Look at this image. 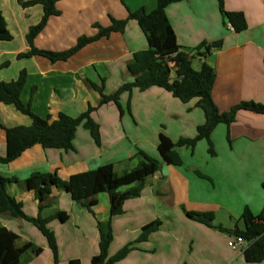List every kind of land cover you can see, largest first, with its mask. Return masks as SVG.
<instances>
[{
	"label": "crops",
	"instance_id": "0c3cea01",
	"mask_svg": "<svg viewBox=\"0 0 264 264\" xmlns=\"http://www.w3.org/2000/svg\"><path fill=\"white\" fill-rule=\"evenodd\" d=\"M18 1L0 0L7 28L13 36L10 41L0 40V81L15 79L19 71L25 69L27 79L20 97L25 104L30 105L35 114L53 121L60 112L76 117L92 106L96 110L91 116L99 126V144L92 138L89 127L80 125L73 141V150L44 148L41 144H35L7 164L0 163L1 175L17 179L8 183L7 191L23 204V211L28 217L51 218L47 227L53 231L56 241H59L58 235L64 232L59 229L62 230V226L68 223L73 228V233H79L71 241L77 254L59 259L58 264H69L71 259H78L80 264H91L92 256L98 252V222L111 220L113 239L109 246L110 252L117 229L121 235H132L127 242L130 243L135 241L145 224L159 220L164 215L166 219L173 221L172 210L165 206L166 198L159 192L161 188H156L159 182L153 183L159 170L162 175L166 171L164 177H169V182L165 183L170 186L167 189H173L177 196L176 205L180 202L179 192L181 201L182 197L186 199V194L201 193L200 201L206 202L209 197L224 200L223 197L231 196L238 188H244L256 205L247 202L243 209L248 206L255 214L264 212V114L249 110L239 111L229 129L224 124L217 125L211 135L212 152L209 151L206 140L207 149L203 140L195 145L193 151L179 147L189 150L193 157L197 154V148L207 151V155L200 153L196 159L198 161L189 163L188 169L183 171H173L174 165L163 162L154 176L147 178L140 196L124 203V212L120 215L110 216L109 198L105 192L94 197L97 202L91 205L90 211L73 201L65 190L55 186L51 188L40 209L34 192L26 190L23 185V180L32 172L56 173L66 180L72 174L105 164H112L115 171L119 169L121 172L125 168L130 170L144 159L141 152L151 157L158 155L161 122L153 117L155 109L162 108L171 113L172 121L164 134L173 141L181 137H194L197 127L204 122V115L195 106L196 100L183 103L157 86L145 91L134 89L131 93H123L120 96L123 113L113 102L100 104L101 96L90 82L97 84L106 95L115 92L123 83L133 80L128 69L133 53L147 48L145 35L134 19L128 20L123 32H113L102 37L84 46L65 61L51 62L46 57L37 55L17 58L18 53L29 49L25 38L29 27L37 24L43 15L41 5L22 7ZM157 1L58 0L56 8L60 13L48 18L45 27L34 38V46L52 51L68 49L80 36L94 35L98 30L94 25L107 27L112 18L124 19L130 11L139 8L149 12L156 7ZM224 9L243 12L246 29L236 32L225 22L218 0H181L169 4L166 14L180 50L189 54L193 68L199 70L206 63L215 70L216 79L211 96L220 111H227L242 101L264 104V0H224ZM5 15H9V18ZM217 40L222 41L218 48L206 51L202 46L204 42ZM5 62L8 64L2 67ZM109 111L113 114L109 115ZM128 112L129 116L126 115ZM194 112L196 116L192 117ZM31 123L32 119L20 112L14 104L0 102V156L6 154V131L3 127L29 126ZM219 140L223 142L218 146ZM179 148L176 149L182 156ZM177 175L181 179H176ZM210 205L207 203L203 207L209 211ZM187 209L191 211V208ZM199 209L196 207L194 210ZM60 212L65 213V221L54 217ZM186 218L192 220L187 216ZM133 219L135 222L131 223ZM0 225L10 230L15 246L23 247L27 243H33L42 249L38 254L26 250L22 255L23 264H55L45 236L33 222L13 218L4 212L0 215ZM87 225H90L89 232L86 230ZM162 227L166 226L161 224L160 229L152 232L146 241L135 243L136 249L115 264H161L159 260L162 258H165L162 259L164 264H209L210 260L217 264H264V260L259 263L246 262L242 253L233 249L224 258L220 256V246L207 240L203 243L201 238L197 241L189 238V246L185 247L183 242L179 243L172 237L178 245L175 242L170 244L172 240L169 238L160 240L164 229ZM213 234L226 238L225 234L220 235L218 231ZM56 243L59 249V243ZM80 247L83 250L87 248L86 262L79 254ZM158 253L162 254V258L158 257ZM174 253L180 256L176 261L170 262ZM43 254L44 257L41 258Z\"/></svg>",
	"mask_w": 264,
	"mask_h": 264
},
{
	"label": "trees",
	"instance_id": "16d2710c",
	"mask_svg": "<svg viewBox=\"0 0 264 264\" xmlns=\"http://www.w3.org/2000/svg\"><path fill=\"white\" fill-rule=\"evenodd\" d=\"M57 1H18L22 7L41 5L43 15L37 24L29 27L25 36L29 49L18 53L17 58H29L37 55L46 57L51 62L65 61L84 46L102 37H107L113 32H123L128 20L134 19L145 35L147 48L133 53L132 60L128 64L133 80L123 83L115 92L106 95L97 84L90 82L91 86L101 96L100 104L113 102L123 113L120 103V96L123 93H131L134 89L145 91L150 87L157 86L183 103L196 100L195 106L203 111L204 122L197 127L196 135L192 138L181 137L177 141H173L164 133H160L157 145L159 159L141 152L144 159L140 160L130 170L117 172L112 164H105L72 174L66 180L61 179L56 173L32 172L23 180V185L26 190L34 192L40 209L42 208L41 204L50 194L51 188L55 186L65 190L73 201L80 203L90 211H92L91 205L97 202L94 197L100 192H105L109 198L110 216L120 215L124 212V203L128 199L140 196L147 178L159 170L161 161L174 166L183 164V159L176 148L186 147L193 151L199 141L206 140L209 151L212 152L211 135L217 125L224 124L229 129L231 123L236 119L237 113L241 110L264 114V104L254 101H242L227 111L218 109L211 96L216 79L215 70L206 63L199 70L193 68L189 54L180 50L176 34L166 14V7L169 4L181 0H158L156 7L149 12L144 8H139L130 11L124 19L112 18L111 24L107 27L94 25L98 28L94 35L80 36L76 43L68 49L60 51L39 49L34 46V38L45 27L50 16L60 13L56 8ZM218 3L225 22L229 23L234 31L241 32L246 29L247 23L243 12L226 11L224 0H218ZM12 38L13 36L7 28L5 17L0 8V40L10 41ZM221 45L222 41L217 40L211 43L204 42L202 46L205 47L206 51H209L211 48H218ZM7 64L8 62L3 63L2 67ZM26 79L27 72L22 69L15 79L0 81V102L14 104L20 112L32 119L29 126L11 128L2 126L6 131V154L0 156L1 164H7L14 160L25 149L35 144H41L44 148H56L64 151L73 150V141L77 129L83 123L89 127L96 144L100 143L99 126L91 116L92 112L96 110L95 107L89 106L86 111L76 117L60 112L56 120L49 121V118H43L35 114L30 105L21 100L20 94ZM228 134L227 131L229 137ZM16 180L15 177H6L0 174V215L7 212L13 218H23L33 222L45 236L53 253L55 264H58L56 237L53 231L47 227V222L51 218H30L24 213L23 204L7 191L8 183ZM185 214L194 221L225 231L223 227L212 223V212L186 210ZM54 217L59 218L61 221L66 220L65 213L62 212L57 213ZM241 219L244 227L240 229L236 226L230 232L235 236H241L247 241L248 245L242 252L246 262H262L264 260V212L261 211L255 214L248 206H245ZM160 225V220L145 224L135 241L127 243L116 253L109 255L108 249L113 239L111 220L98 222V252L92 256L91 264H115L123 260L132 250L136 249L135 243L146 241L149 235L156 231ZM26 250L38 254L42 249L33 243H27L23 247L15 246L10 230L0 225V264H23L22 255ZM69 264H80V262L78 259H71Z\"/></svg>",
	"mask_w": 264,
	"mask_h": 264
},
{
	"label": "rangeland",
	"instance_id": "374dc122",
	"mask_svg": "<svg viewBox=\"0 0 264 264\" xmlns=\"http://www.w3.org/2000/svg\"><path fill=\"white\" fill-rule=\"evenodd\" d=\"M5 16H7V15H5ZM7 18H9V15L7 16ZM111 106L114 109H117L115 105L111 104ZM197 109H198V111H200V113H203V111L200 108H197ZM109 112H110L109 115L113 114L111 111H109ZM170 114L171 113H169V112L167 113L162 108L155 109L153 111V117L155 119H157L159 122H161V124L159 125V129H160L161 133L166 132L167 127H169V125H170V121H172ZM126 115L129 116L130 112L126 113ZM98 116H99V114H97V117ZM193 116H196V112H194V114L192 113V117ZM83 125H85V124L83 123L81 126H83ZM220 142H223V141L219 140L218 146H219ZM203 143H206V142L203 140ZM218 146H217V148L219 149ZM205 148L207 149V143H206ZM179 150L182 154V156H181L182 159H184L183 160L184 164L182 166H179V167L173 166L174 167V168H172V169H174L173 171H175L177 169H180L181 171H183L184 169L187 170L189 163L198 161L196 159L199 158L200 153L202 155H207V151H200L198 148H197V154L194 157L190 155L189 150H184L183 148H179ZM154 157L159 159V155H154ZM163 164L164 163L161 161L160 165H163ZM123 170H127V169L125 168V169H122V171ZM116 171L120 172L119 169H116ZM164 174H166V171L164 172ZM164 174L162 175V172L159 170L155 176L153 175L154 177H156V180H153V183L157 184L159 182V184H162V186L157 184L156 188H161L160 189L161 191H159V192L163 193L162 196H164L166 198V200L164 201L165 206L170 207V210H172L171 217L174 218V220L170 221V219H166L165 215L163 217H159V220H160L162 226L163 225L166 226V227H162L165 230L162 229L160 240L163 238H166V239L169 238L172 240V242L170 244H173L175 242L176 245H178V242L181 241V242H183V245L185 247H187V246H189V243H188L189 238H193V239L195 238L196 241H197V239L201 238L200 240H202L203 243L210 241L211 243H215L218 246H220V256L224 257V256H227L229 251L232 252L233 250H231V248L228 246L227 240L235 239L236 236L233 233H231L230 231L232 229H234L236 226L240 229H242L244 227L243 220L241 219V213L243 212L242 210H243L244 204L247 202H248L247 204H250V202H251L252 205H254V204L256 205L255 201L253 202L254 204L252 203V197L250 196V194L247 193L246 189L238 188V190H236L235 193H233L231 196L223 197V198H225L224 200H222L220 198L213 199V197H209V200L206 202L200 201L201 198H199V197H201V196H199V194H201V193H193L194 196L191 194H188V195L186 194V199H183V197H182L183 201H181V199H180L181 193L179 192L178 200L180 202L178 205H176L175 201H177V199H176L177 196L174 195L173 189L172 190H170V188H169V190L167 189L168 187H170V186H168V184H166L169 182L168 181L169 177L166 175H165L166 177H164ZM184 174L191 178V175L187 171H184ZM148 178L151 179L152 176H150ZM193 178L198 180V178L196 176H193ZM176 179H181V177L179 175H177ZM165 181H166V183H165ZM195 195H198V196H195ZM204 203L205 204L208 203L209 205L213 204L212 206L210 205L211 207H209L210 208L209 211L208 210L206 211L205 208L203 207L205 205ZM196 207L200 208V209L194 210V209H196ZM187 208H191V211H197V212L198 211L199 212H210V211L212 212L213 211L214 215H213L212 223L214 225L223 227L225 229V231L224 232L220 231L214 227L208 228L207 226H205L203 224L200 225L196 221L193 222L192 220L187 219L186 215L184 214L186 210H188V211L190 210ZM130 222L133 223V222H135V220L133 219ZM69 225L70 224L68 223L67 225L62 226L63 227V228H61L62 230L59 229V231H64V232H61L60 235H58L59 241H56L59 243L58 257L60 260L67 258V256H69L70 254H77L75 247L73 245H71V241L79 233H77V232L73 233L74 230ZM87 227H88V229H86V228L85 229L89 232L90 225H87ZM120 229H122V228L120 227ZM159 229H160V227H159ZM209 230L212 232H210ZM118 231H119V229H117V231H116L117 235H116V239L114 240V242L111 246V251L109 252V249H108L109 255L113 254L112 253L113 251H115V250L117 251V250H119V248H122L124 245H126L128 240H130L129 238L132 237V235H128V236L124 235V234L121 235L120 233H118ZM216 231H218L220 233V235L225 234L226 238L222 239L220 236L214 235L213 233ZM172 237L174 239H177L178 242L173 240ZM180 237H181V239H180ZM159 242H161V241H159ZM225 246H226V248H225ZM80 248H81V250H80L79 254L81 257L84 258L83 261L86 262V254H87L86 249L87 248H85V250H83L82 247H80ZM178 256H180V254L178 255L176 253L171 255V258L169 256L170 262H171V260H172V262L176 261L178 259ZM43 257H44V254L41 256V258H43ZM158 257L162 258V254L158 253ZM41 258H39V259H41ZM162 259H165V258H162ZM162 259H160L159 262L161 264H164L165 261H162ZM182 264H188V263L184 262ZM209 264H217V263H214V260L212 263L210 260Z\"/></svg>",
	"mask_w": 264,
	"mask_h": 264
},
{
	"label": "built area",
	"instance_id": "2783aa9c",
	"mask_svg": "<svg viewBox=\"0 0 264 264\" xmlns=\"http://www.w3.org/2000/svg\"><path fill=\"white\" fill-rule=\"evenodd\" d=\"M227 244L231 249H233L239 253H242L243 250L248 245L247 241L245 239H243L241 236H236L235 239H230Z\"/></svg>",
	"mask_w": 264,
	"mask_h": 264
}]
</instances>
